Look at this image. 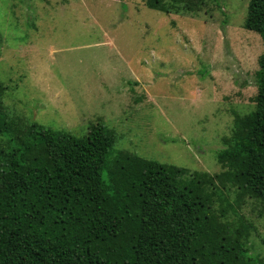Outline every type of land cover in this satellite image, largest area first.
I'll list each match as a JSON object with an SVG mask.
<instances>
[{"label": "rangeland", "instance_id": "374dc122", "mask_svg": "<svg viewBox=\"0 0 264 264\" xmlns=\"http://www.w3.org/2000/svg\"><path fill=\"white\" fill-rule=\"evenodd\" d=\"M144 1L0 0V113L75 137L99 119L113 152L184 169L185 180L218 174L215 152L254 110L262 42L243 27L248 0H198L188 10ZM222 190L202 221L225 243L242 234L239 263L246 254L264 264L258 200ZM228 227V237L217 231Z\"/></svg>", "mask_w": 264, "mask_h": 264}, {"label": "trees", "instance_id": "16d2710c", "mask_svg": "<svg viewBox=\"0 0 264 264\" xmlns=\"http://www.w3.org/2000/svg\"><path fill=\"white\" fill-rule=\"evenodd\" d=\"M174 1L188 10L198 0ZM160 3L144 1L152 10ZM243 27L262 42L254 110L215 152L218 174L185 180L184 169L113 152L99 119L75 137L0 113V264H258L246 254L238 262L241 233L225 243L202 221L226 185L264 214V0H248Z\"/></svg>", "mask_w": 264, "mask_h": 264}]
</instances>
